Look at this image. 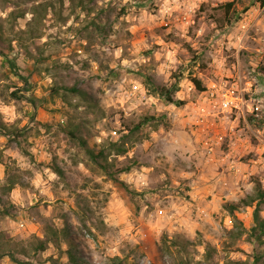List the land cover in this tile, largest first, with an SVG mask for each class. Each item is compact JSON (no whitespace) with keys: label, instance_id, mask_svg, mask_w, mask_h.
<instances>
[{"label":"rangeland","instance_id":"rangeland-1","mask_svg":"<svg viewBox=\"0 0 264 264\" xmlns=\"http://www.w3.org/2000/svg\"><path fill=\"white\" fill-rule=\"evenodd\" d=\"M0 41V264H264V0H0Z\"/></svg>","mask_w":264,"mask_h":264},{"label":"trees","instance_id":"trees-1","mask_svg":"<svg viewBox=\"0 0 264 264\" xmlns=\"http://www.w3.org/2000/svg\"><path fill=\"white\" fill-rule=\"evenodd\" d=\"M232 7V2H227L225 3L224 5H222V8H223V12H224V15L225 16H228L226 18L227 22L228 23H231L232 19H231V13L233 12V10L231 9ZM0 44H1V41H0ZM9 63V66L10 68L13 70V71H16V64L15 62L13 61H8ZM198 70L199 72H201L205 77H209L211 75V70L209 67H206L204 64H199L198 65ZM191 82L192 84L194 85V87L198 90V91H205V87L202 85L201 81L196 78V77H192L191 79ZM158 92L163 96V98L168 101V102H171V103H175V102H178L180 103V101H175L173 99V96L172 94L165 88L163 87H158ZM3 127H0V132H3L4 133V136L6 135L7 136V133H5V131H2ZM16 135L19 134V133H15ZM257 188L258 190L260 189V186H259V183L257 182ZM259 195H262V191L260 190L259 192ZM240 202H244L246 203V201L244 199H240ZM240 205L239 202L237 203H230V204H227L226 205V209L231 213L233 214L234 211L238 208V206ZM253 221H254V224L255 226L252 227V231H255V230H258V231H261L263 230L264 228V220L260 218L259 216V213H258V210L255 208L254 209V212H253ZM46 248V245L43 241H40L37 245V250L38 251H44Z\"/></svg>","mask_w":264,"mask_h":264},{"label":"built area","instance_id":"built-area-1","mask_svg":"<svg viewBox=\"0 0 264 264\" xmlns=\"http://www.w3.org/2000/svg\"><path fill=\"white\" fill-rule=\"evenodd\" d=\"M130 94L135 95V92L134 91H130ZM223 105L226 106L227 105V102H224ZM22 225H23V223H20V226H22Z\"/></svg>","mask_w":264,"mask_h":264}]
</instances>
